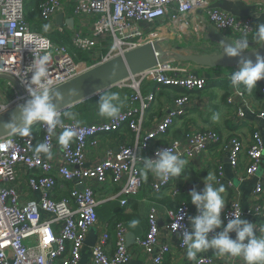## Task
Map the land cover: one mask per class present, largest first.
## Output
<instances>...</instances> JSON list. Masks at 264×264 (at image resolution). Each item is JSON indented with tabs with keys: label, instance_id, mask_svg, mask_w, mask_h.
Here are the masks:
<instances>
[{
	"label": "built area",
	"instance_id": "obj_1",
	"mask_svg": "<svg viewBox=\"0 0 264 264\" xmlns=\"http://www.w3.org/2000/svg\"><path fill=\"white\" fill-rule=\"evenodd\" d=\"M213 3V0H42L38 4L40 28L44 30L45 24L50 25L43 34L32 29L25 0H0V122L29 98L21 81L31 75L27 68L33 58L44 52L51 53L47 63L50 81L47 86L55 89L100 64L154 42L165 50H175L165 44L167 40H174L177 48L192 54L215 51L219 48L218 43L205 38L211 25L218 32L233 36H247L253 32V21L260 14L258 9L246 18L237 19L211 9ZM58 15L72 20L88 19L90 35H70L72 53L67 46L50 38L54 34L62 37L69 32L64 23L55 25ZM93 50L100 52L97 62L91 60ZM191 66L176 62L159 64L111 86L129 91L116 119L106 118L93 124L80 120L77 124L76 119H68L63 120V127L57 126L51 131L46 124L38 122L32 127L40 133L37 138L14 133L0 138V264H78L92 228L96 230L97 238L90 249L88 264H126L130 253L124 224L100 222L96 208L111 199L118 200L124 207L129 198L138 196L144 188L142 157L154 159L157 150L170 148L190 161L223 143L224 149L229 151V165L237 181L255 176L264 159V80L259 86V124L253 128L246 144L237 137L223 142L214 129L196 130L192 127L168 139V131L193 106L185 94L171 100L168 109L153 126L145 129L146 113L155 103L160 89L193 92L205 88V76ZM230 74L223 78L231 85ZM145 84L153 87L150 93L143 94ZM242 87L237 89L231 85L232 91L226 98L237 123L244 121L239 104L246 98ZM65 110L59 112L63 114ZM64 127H70L74 132L66 148L58 143ZM122 128H127L134 136L133 144H122L115 151L108 150L102 163L86 168L88 148L97 146L101 137L117 134ZM42 142L52 146L53 155L54 152L58 154V162L51 161L53 155L49 159L43 153H35L36 145ZM241 156L247 159L242 175L239 174ZM214 169L220 182L222 169L219 165ZM152 177L154 181L150 190L153 196L172 186V178L165 181L153 174ZM20 185L23 189L19 188ZM107 190H113L114 195L99 201L97 191ZM59 191L66 195L56 199ZM263 192L261 182L256 181L253 207L261 219H264ZM170 193L176 205L164 212L167 221L163 233L167 240L160 242L159 211L153 207L147 215L146 233L135 238L133 243L137 252L152 257L153 264H165L171 254L172 240L177 250H186L179 237L184 227L190 230L189 217L198 214L197 210L192 216L189 214L186 203L179 201L176 189ZM29 194H37L39 199L26 198ZM180 215L184 217L181 221ZM232 215H242L240 204L233 198L222 214V218H226L225 224ZM174 222L183 227L174 231ZM193 264L217 263L202 252Z\"/></svg>",
	"mask_w": 264,
	"mask_h": 264
},
{
	"label": "crops",
	"instance_id": "obj_2",
	"mask_svg": "<svg viewBox=\"0 0 264 264\" xmlns=\"http://www.w3.org/2000/svg\"><path fill=\"white\" fill-rule=\"evenodd\" d=\"M214 2H219L221 0H213ZM232 2H242L246 5H249L253 8H257L260 13H264V0H228ZM29 13V22L33 28H39V20H34ZM64 20L71 19L70 17L63 16ZM55 25L56 20H54ZM65 25V24H64ZM59 26V25H58ZM71 33H78L82 35H90V26L88 25V19H73V25L71 28L66 26ZM212 29L215 32L219 33L226 39L229 40H238L242 37L246 38L248 42L255 44V48L260 45L257 44L255 39V29L253 32L247 36H238L232 34H226L218 32L213 25L205 33V38L209 41H213L209 37V30ZM166 34V33H165ZM167 45H170L173 48L176 47V42L174 40H167ZM166 45V46H167ZM219 48L210 53H218L223 49V46L219 44ZM92 62H97L100 60V52L98 50H93L90 53ZM193 70H196L198 73H201L206 78V86L201 91L193 92H183L192 102V108L189 110L186 116L178 119L175 122L174 127L168 131V139L175 138L179 136L185 129L192 127L196 130L202 129H214L220 136L221 140L224 142L232 137H237L244 144L248 142L249 137L253 131L254 127H257L259 124L258 114V105L260 104L259 96V86L260 81H257V86L251 92H248L242 87L243 92L245 93V102H240V106L243 112L244 121L237 123V120L232 117V109L227 106L226 98L231 93V85L228 84L223 76L225 74L231 73L235 67L229 69H206V68H197L191 66ZM153 87L149 84L142 86L143 94L150 93ZM125 95V102L127 99L126 92L123 90ZM177 92H182L174 89L162 88L156 95L155 103L150 107L146 113V120L144 127L146 130L150 129L153 124L158 120V118L168 109L170 106L171 100L180 95ZM120 96L122 94H119ZM98 97H92L88 100H84L80 103H77L65 111H70L75 113L76 120H80L87 124H93L95 122H100L103 117L98 115L97 103L94 101ZM239 106V107H240ZM214 116H218V119H213ZM134 136L130 133L127 128H122L117 134L110 136H104L99 139V143L95 147H89L87 151V162L84 164L86 168H93L105 159V153L108 150L115 151L122 144H133ZM159 143H157L158 145ZM229 151L224 149L223 143L215 148L206 152L203 156L195 157L193 160L188 161L184 172L181 177L172 178V186L162 192V194L153 196L150 185L154 178L151 173H146L142 167L141 178L144 183V188L142 192L133 198H129L126 206L121 207L118 200L111 199L108 202L100 203L96 208L97 216L100 222L108 223L112 225L114 222L123 223L127 234L131 235L130 240H133L137 237L143 236L147 231V215L151 208L155 207L159 211L158 225L160 230V242L164 243L167 238L164 231V224L167 221V218L164 212L176 205L174 198H172L171 190L176 189L179 194V201L186 203L188 212L192 216L196 211V207L191 203V198L188 196V193L196 188L197 190H202L204 188L203 180L206 178L208 172H215L214 166L219 165L222 169L223 177L221 181L216 185L217 187L222 184L225 188L224 193H222L223 199L225 201V208L229 203L230 199H235L241 206L242 215L241 218L247 219L250 222L256 223L257 225V234L259 233V227L264 226V219L258 217L254 212V203L255 199L253 198V191L256 185V181L261 182L264 191V159L259 166L258 171L256 172L253 178H248L242 181H237L234 176V172L229 165ZM241 163L239 166V174L242 175L244 168L247 165V159L244 156H241ZM53 162H58V154L54 152ZM215 174V173H214ZM147 176V178H145ZM232 184V187L229 188V184ZM95 186V184L93 185ZM23 189L22 185H20ZM20 189V190H21ZM23 190H21L22 192ZM66 195L65 192H57L56 199H60ZM114 195L113 190H107L105 192L97 191V198L99 201H104L108 197ZM264 195V192H263ZM30 199H39L37 194H29L25 196ZM224 208V210H225ZM223 210V211H224ZM223 214V212H222ZM136 220L138 223L133 226L132 221ZM235 238V234H231ZM172 250L166 258L165 264H193V260H189L186 256V250L180 252L176 248V243L174 240L171 241ZM130 253V258L126 264H153L152 257L143 252H137L133 246L134 244L127 245ZM91 247L85 244L81 257L78 264H88L89 254ZM201 254V253H199ZM198 254V255H199ZM209 257H212L217 264H243L242 259L233 258V257H217L212 250L205 252ZM197 255V256H198Z\"/></svg>",
	"mask_w": 264,
	"mask_h": 264
},
{
	"label": "clouds",
	"instance_id": "obj_3",
	"mask_svg": "<svg viewBox=\"0 0 264 264\" xmlns=\"http://www.w3.org/2000/svg\"><path fill=\"white\" fill-rule=\"evenodd\" d=\"M44 31H48L49 24L43 26ZM255 39L259 48H264V25H260L255 32ZM30 45V44H29ZM29 45H26L29 46ZM248 47V41L242 37L238 40H223V55L229 58H239L238 68L230 74V83L239 89L241 85L248 92L257 86V81L264 80V55L257 54L255 60L246 58L244 49ZM32 50V49H31ZM51 53L44 52L33 58L27 71L31 74L26 81H21L25 85L29 98L23 105L19 106V123L17 118L12 117L10 121L3 125L7 133L11 132L19 135H30L31 125L34 122H43L54 130L57 126L63 127V117L75 120L73 112L65 111L61 114L55 103L53 95H59L47 86L48 80L47 63ZM69 95H78L77 89H71ZM96 95L98 115L103 118H118L124 101L121 100L118 92H108L98 90ZM213 119H218L214 116ZM79 124V121L76 120ZM74 132L70 127H64L58 137L59 145L67 147ZM36 154H45L51 159L52 146L47 142H42L35 147ZM143 168L146 173H151L155 177L168 180L169 178L181 177L188 161L181 158L170 148L157 150L155 158L142 157ZM147 178V176H145ZM204 188L197 190L193 188L188 196L191 203L196 207L197 215L189 217L191 228L184 227L180 235L181 244L186 248V256L189 260H196L197 255L202 252L212 250L217 257L240 258L243 264H264V226L259 227L257 234L256 223L241 218L239 215H232L225 224L222 212L225 208V201L222 193L225 188L212 172H208L203 180ZM184 217L180 215L179 221ZM135 226L138 221L133 220ZM183 227L179 222L172 224L173 230ZM219 229V231H217ZM235 234V238L232 237ZM209 234H212L211 236Z\"/></svg>",
	"mask_w": 264,
	"mask_h": 264
},
{
	"label": "water",
	"instance_id": "obj_4",
	"mask_svg": "<svg viewBox=\"0 0 264 264\" xmlns=\"http://www.w3.org/2000/svg\"><path fill=\"white\" fill-rule=\"evenodd\" d=\"M210 8L228 13L237 19L246 18L251 13H255L257 10V8H253L242 2H232L228 0L214 2ZM55 20L59 26L64 23L66 26L71 28L73 25V20H64L63 15L56 16ZM260 25H264V13L258 14L253 21V28L255 31ZM208 35L212 40L222 46L223 40H229L212 29L209 30ZM259 47L255 48V44L253 45L248 42V47L244 49L245 57L254 61L257 54L264 55V48ZM180 50V48H175V50H165L157 42L135 49L124 54L122 57H118L98 65L76 80L53 89L55 92L59 93L58 96L53 95V103L56 104L58 111L67 109L77 103L96 96L98 90L105 91L117 82L127 79L144 69H148L159 64L176 62L193 64L206 69H229L238 66L239 58H229L223 55V49L218 53L205 54H181ZM71 89H77L78 95H69V91ZM19 115V107H17L12 110L2 122H0V138L12 134L11 132L7 133L3 128V125L8 123L12 117H16L17 123H19ZM38 122L39 121L34 122L31 125V128ZM96 238V230L92 228L89 231L85 244L92 247ZM130 238L131 235L127 234V245L133 244V240L131 241Z\"/></svg>",
	"mask_w": 264,
	"mask_h": 264
},
{
	"label": "trees",
	"instance_id": "obj_5",
	"mask_svg": "<svg viewBox=\"0 0 264 264\" xmlns=\"http://www.w3.org/2000/svg\"><path fill=\"white\" fill-rule=\"evenodd\" d=\"M41 1L42 0H25V9H26V12H27L28 21H29V13H28L29 8L34 6V9H35L34 11H35L36 14H38V4H40ZM38 22H39V28L35 29V28L32 27V29L37 31V32H39V33L45 34V31L40 28V21H38ZM70 35H71V32L69 31L68 34H66V35H64L62 37H59L58 35L54 34V35H51L50 38L52 40L58 42V43H61V44L65 45V46H67L68 51L72 53L74 51V48H73V46L71 44V41H70L71 40V36ZM125 92H126V96H127V94L129 95V91L125 90ZM258 92H259V90H258ZM177 93L183 94V92H177ZM97 100H98V98H96V100H94V101L97 102ZM63 120H68V119L63 117ZM33 129L34 128H31V134L27 135V136H32L34 138H37L40 133L34 131Z\"/></svg>",
	"mask_w": 264,
	"mask_h": 264
},
{
	"label": "rangeland",
	"instance_id": "obj_6",
	"mask_svg": "<svg viewBox=\"0 0 264 264\" xmlns=\"http://www.w3.org/2000/svg\"><path fill=\"white\" fill-rule=\"evenodd\" d=\"M35 9H34V6L33 7H30L29 8V12H30V16L32 17V18H34V20L35 21H37V19H39V17H38V14H36L35 13V11H34ZM163 34V36H166V34L165 33H162ZM188 43H191V40L188 42ZM181 52V54H188V51H186V50H180ZM191 53V52H190ZM192 54V53H191ZM192 65V64H191ZM1 86V85H0ZM108 92H118L119 94H122L121 96H120V98H121V100H123V99H125V95L123 94L124 92H123V90H120V89H118V87H113V88H110L109 90H107Z\"/></svg>",
	"mask_w": 264,
	"mask_h": 264
}]
</instances>
